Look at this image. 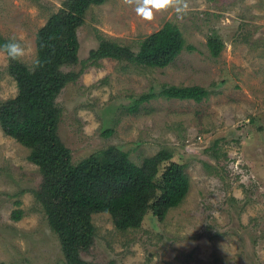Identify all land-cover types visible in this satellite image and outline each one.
Instances as JSON below:
<instances>
[{
    "label": "rangeland",
    "instance_id": "rangeland-1",
    "mask_svg": "<svg viewBox=\"0 0 264 264\" xmlns=\"http://www.w3.org/2000/svg\"><path fill=\"white\" fill-rule=\"evenodd\" d=\"M67 1L0 0V35L20 43L21 63L32 68L37 31ZM137 3L87 8L76 28V61L61 68L57 133L74 163L92 154L103 161L107 149L138 165L170 152L164 164L186 165L189 190L162 221L148 212L136 228L119 230L109 213L92 214L94 242L81 256L92 264H264V0H180L183 14L170 6L151 19L137 14ZM166 22L194 48L164 67L92 57L103 40L135 51ZM212 27L223 43L216 57L207 47ZM7 64L0 49V104L17 93ZM164 85L210 92L200 102H136ZM28 153L0 128V264H67L32 195L40 175ZM17 208L24 214L13 220Z\"/></svg>",
    "mask_w": 264,
    "mask_h": 264
},
{
    "label": "trees",
    "instance_id": "trees-1",
    "mask_svg": "<svg viewBox=\"0 0 264 264\" xmlns=\"http://www.w3.org/2000/svg\"><path fill=\"white\" fill-rule=\"evenodd\" d=\"M104 1L68 0L63 12L51 15L36 33L35 61L39 63L32 68L18 59L11 60L0 47L8 59L5 72L17 86L16 95L0 104V128L29 149L27 159L37 166L40 175L31 192L44 211V220L57 236L67 264H92L81 256L94 242L92 214L109 213L119 230L136 228L148 212L162 221L169 209L182 203L189 190L186 165L174 161L164 164L171 158L170 152L145 157L138 165L126 152L107 149L100 153L103 161L92 154L74 163L57 133L59 113L54 99L65 82L61 68L76 61V28L87 8ZM210 31L207 47L216 57L223 43L213 27ZM8 41L11 40L0 35V45ZM193 48L173 22H166L146 36L135 51L103 40L92 57L124 58L128 63L153 68L164 67L183 50ZM209 92L198 85H164L158 94L144 93L136 102L156 96L200 102ZM23 214L17 208L11 218L18 220Z\"/></svg>",
    "mask_w": 264,
    "mask_h": 264
},
{
    "label": "clouds",
    "instance_id": "clouds-1",
    "mask_svg": "<svg viewBox=\"0 0 264 264\" xmlns=\"http://www.w3.org/2000/svg\"><path fill=\"white\" fill-rule=\"evenodd\" d=\"M170 6L175 7L178 15L183 14L187 7L185 4H181L180 0H138L136 12L145 19H151L154 9L161 10ZM0 47L7 52V55L11 60H16L24 54V49L20 43L15 40L8 41L3 45H0ZM35 63H39V61L37 60Z\"/></svg>",
    "mask_w": 264,
    "mask_h": 264
}]
</instances>
